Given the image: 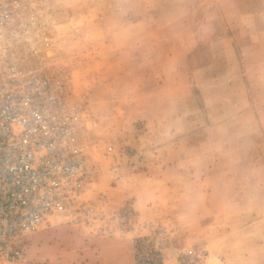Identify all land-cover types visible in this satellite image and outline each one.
Instances as JSON below:
<instances>
[{
	"label": "rangeland",
	"instance_id": "1",
	"mask_svg": "<svg viewBox=\"0 0 264 264\" xmlns=\"http://www.w3.org/2000/svg\"><path fill=\"white\" fill-rule=\"evenodd\" d=\"M49 45L97 176L84 196L174 224L206 264H264V0H48ZM34 264H131L129 235L60 218Z\"/></svg>",
	"mask_w": 264,
	"mask_h": 264
},
{
	"label": "built area",
	"instance_id": "2",
	"mask_svg": "<svg viewBox=\"0 0 264 264\" xmlns=\"http://www.w3.org/2000/svg\"><path fill=\"white\" fill-rule=\"evenodd\" d=\"M48 9V0H0V264H34L23 240L57 218L93 236L129 235L131 264H206L205 250L184 246L174 224L84 196L97 167L66 101L71 76L40 53Z\"/></svg>",
	"mask_w": 264,
	"mask_h": 264
}]
</instances>
